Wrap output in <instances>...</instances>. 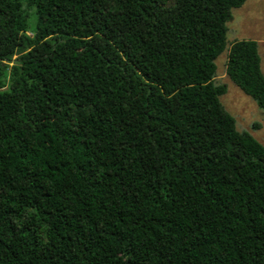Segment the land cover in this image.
<instances>
[{
	"label": "trees",
	"instance_id": "1",
	"mask_svg": "<svg viewBox=\"0 0 264 264\" xmlns=\"http://www.w3.org/2000/svg\"><path fill=\"white\" fill-rule=\"evenodd\" d=\"M246 1L0 0V264H264Z\"/></svg>",
	"mask_w": 264,
	"mask_h": 264
},
{
	"label": "rangeland",
	"instance_id": "2",
	"mask_svg": "<svg viewBox=\"0 0 264 264\" xmlns=\"http://www.w3.org/2000/svg\"><path fill=\"white\" fill-rule=\"evenodd\" d=\"M228 21L226 49L218 56L217 78L228 83V91L221 96L226 109L231 112L239 130L248 131L264 144V110L226 73L229 50L236 39H252L258 42L264 72V0H247L241 7L234 8Z\"/></svg>",
	"mask_w": 264,
	"mask_h": 264
}]
</instances>
